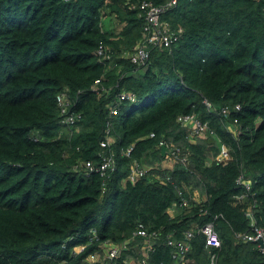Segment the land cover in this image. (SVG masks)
<instances>
[{
	"label": "trees",
	"instance_id": "1",
	"mask_svg": "<svg viewBox=\"0 0 264 264\" xmlns=\"http://www.w3.org/2000/svg\"><path fill=\"white\" fill-rule=\"evenodd\" d=\"M140 1L0 0V264H85L104 241L133 236L139 245L105 264L142 258L140 223L158 232L148 264H177L168 235L208 222L221 246L196 233L185 264L212 252L217 264H264L259 243L239 236L264 227V0H180L165 15L179 41L138 65L124 54L142 36ZM64 89L75 124L61 121ZM185 114L207 122L208 136H191ZM108 124L115 139L103 146ZM112 155L106 175L82 163ZM135 161L149 171L133 182Z\"/></svg>",
	"mask_w": 264,
	"mask_h": 264
},
{
	"label": "built area",
	"instance_id": "2",
	"mask_svg": "<svg viewBox=\"0 0 264 264\" xmlns=\"http://www.w3.org/2000/svg\"><path fill=\"white\" fill-rule=\"evenodd\" d=\"M180 0H166L162 3H156L153 0H142L138 3H132V7L138 8L140 15L144 18V26L142 29V36L138 43L135 45L132 51L126 53L125 55L136 64H146L150 58V48L153 46L168 47L171 48L180 38V32L173 30L172 23L165 18L166 13L173 7L177 6ZM182 30V29H180ZM98 54L105 57H110V53L105 49L103 44H100L98 48ZM100 84V79H97L94 84V89L98 90ZM121 98L130 97L135 99V95L131 92H123L120 94ZM58 106L62 113V122L66 124H75L77 120L81 117V114L72 110L76 102H72V98L69 90L64 89L57 95ZM209 103V102H207ZM236 108H240L237 104ZM229 106L223 108V113L229 112ZM118 108L113 107L111 109V115L117 114ZM180 121L189 122L190 135H202L209 129L207 122L201 121L195 114H185L179 117ZM237 121V119H235ZM236 132V129H234ZM153 135V133L151 134ZM114 136L111 133V126L109 125L106 129V134L103 137L101 143L103 146L109 145L114 142ZM162 145H167L165 141L161 142ZM172 148L171 150H173ZM132 150V146L127 148V154ZM190 151H186L182 158L183 161L188 160V155ZM173 154H181L180 148L173 151ZM219 161L226 162L231 159V155L228 152L226 146H223V150L217 157ZM84 163L87 172H100L101 175H106L109 170H114L116 167V161L114 156H104L99 164L94 163L92 160H87ZM81 163V164H82ZM148 167L142 166L141 163L135 161V165L131 168L130 179L135 182L141 177L145 176L148 172ZM239 182H242V177L239 178ZM248 190L251 188V182L247 181L244 183ZM182 193V191H180ZM183 205H188L189 201L187 198L183 197ZM250 211V210H249ZM251 212V211H250ZM217 218V217H216ZM252 231L247 233H239V236H243L247 240L259 242L260 249L264 252V227L257 226L256 223H252ZM139 228L136 230L135 234L146 236L145 243L142 246L143 257L140 258L136 255L124 256L123 262L120 264H148V253L153 249L150 242L149 235H157V231H152L150 234L149 229L142 223L139 224ZM196 233H201L205 235L206 246H220L221 238L217 230L215 229L214 222H209L203 226L196 225L194 228L186 230L185 236L181 239H177L175 233L168 235V244L176 248L173 258L177 261V264H185L187 253L192 249L191 239ZM134 236L127 238L122 242H115L112 240H106L102 243V250L92 252L84 259L85 264H105L106 262H111L117 257H123L124 250H127L129 246L132 248L136 245H132ZM262 243V244H261ZM85 247H82V250ZM209 264H216V254L211 255V261Z\"/></svg>",
	"mask_w": 264,
	"mask_h": 264
},
{
	"label": "clouds",
	"instance_id": "3",
	"mask_svg": "<svg viewBox=\"0 0 264 264\" xmlns=\"http://www.w3.org/2000/svg\"><path fill=\"white\" fill-rule=\"evenodd\" d=\"M179 39H180V38H179ZM178 41H179V40H178ZM137 43H138V42H137ZM137 43H136V44H137ZM176 43H177V42H176ZM174 45H175V44H174ZM174 45H173V46H174ZM173 46H172V47H173ZM155 47H159V46H155ZM172 47H171V48H172ZM98 48H99V47H98ZM152 48H154V47L152 46V47L150 48V53H151ZM159 48H168V47H159ZM171 48H170V49H171ZM131 51H132V50H131ZM97 52H98V50H97ZM129 52H130V51H129ZM129 52H126V53H129ZM126 53H125V54H126ZM125 54H124V56H126ZM110 55H111V54H110ZM110 57H111V56H110ZM110 57H109V58H110ZM126 57H127V56H126ZM150 57H151V55H150ZM107 58H108V57H107ZM127 58H128V57H127ZM128 59H129V58H128ZM149 59H150V58H149ZM129 60H130V59H129ZM130 61H131V60H130ZM131 62H132V61H131ZM132 63H133V62H132ZM134 64H136V63H134ZM138 65H144V64H138ZM96 80H97V79H96ZM94 84H95V83H94ZM61 121H62V120H61ZM234 123H235V121H234L233 123L230 124V128L232 129V131H233L235 134H237V130H236V132L234 131V129L237 128V127H235ZM69 125H70V124H69ZM109 125H110L111 128H112V124H108V126H109ZM208 125H209V124H208ZM108 126H107V127H108ZM188 126H189V125H188ZM107 127H106V129H107ZM106 129H105V134H106ZM208 130H209V129H208ZM208 130H207V131H208ZM207 131H206L205 133H203L202 135H195V136L207 137V136H208ZM111 133H112V131H111ZM105 134H104V136H105ZM191 136H192V135H191ZM163 146H166V145H163ZM223 146H226V145H225V144H222V149H221L220 153H221L222 150H223ZM166 147H167V146H166ZM226 147H227V146H226ZM167 148H168V147H167ZM227 149H228V147H227ZM168 151H170V148H168ZM168 151H167V152H168ZM188 151H189V150H188ZM167 152H166V153H167ZM228 152H229V149H228ZM220 153L216 156V159H217V157L220 155ZM229 153H230V152H229ZM211 160H212V159L210 158V162H211ZM217 160H218V159H217ZM148 171H149V170H148ZM197 192H199V193H197ZM193 193L195 194V199H196V200H198V201H202V200L204 199L203 193L200 192L199 190H195ZM185 198H186V197H185ZM188 201H189V200H188ZM181 202H182V201H181ZM189 204H190V202H189ZM182 205H183V204H182ZM184 206H187V205H184ZM171 212H172V213L174 212V208L171 209ZM208 223H209V222H208ZM197 225H198V224H197ZM198 226H199V225H198ZM215 229H216V228H215ZM217 232H218V231H217ZM218 233H219V232H218ZM219 235H220V234H219ZM220 238H221V237H220ZM205 239H206V238H205ZM221 243H222V240H221ZM258 243H259V242H258ZM261 244H262V243H261ZM220 246H221V245H220ZM220 246H209V247H220ZM206 247H207V246H206ZM212 254H216V253H213V252H212L211 255H212ZM211 255H210V261H211ZM209 263H210V262H209ZM209 263H208V264H209ZM216 264H217V255H216Z\"/></svg>",
	"mask_w": 264,
	"mask_h": 264
},
{
	"label": "water",
	"instance_id": "4",
	"mask_svg": "<svg viewBox=\"0 0 264 264\" xmlns=\"http://www.w3.org/2000/svg\"><path fill=\"white\" fill-rule=\"evenodd\" d=\"M168 151V148L166 146H162V153L165 154Z\"/></svg>",
	"mask_w": 264,
	"mask_h": 264
},
{
	"label": "rangeland",
	"instance_id": "5",
	"mask_svg": "<svg viewBox=\"0 0 264 264\" xmlns=\"http://www.w3.org/2000/svg\"><path fill=\"white\" fill-rule=\"evenodd\" d=\"M208 162L210 163V159L208 160ZM136 244V243H135ZM136 245H139V244H136Z\"/></svg>",
	"mask_w": 264,
	"mask_h": 264
},
{
	"label": "crops",
	"instance_id": "6",
	"mask_svg": "<svg viewBox=\"0 0 264 264\" xmlns=\"http://www.w3.org/2000/svg\"><path fill=\"white\" fill-rule=\"evenodd\" d=\"M168 164V163H167ZM197 193H199V192H197Z\"/></svg>",
	"mask_w": 264,
	"mask_h": 264
}]
</instances>
